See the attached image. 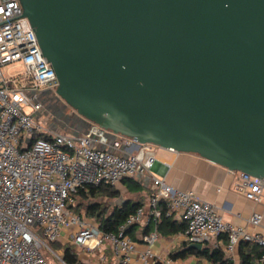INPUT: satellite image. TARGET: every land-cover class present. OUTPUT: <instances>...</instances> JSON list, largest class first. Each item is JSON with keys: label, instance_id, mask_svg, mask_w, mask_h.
<instances>
[{"label": "water", "instance_id": "95a60500", "mask_svg": "<svg viewBox=\"0 0 264 264\" xmlns=\"http://www.w3.org/2000/svg\"><path fill=\"white\" fill-rule=\"evenodd\" d=\"M20 3L86 123L264 176V0Z\"/></svg>", "mask_w": 264, "mask_h": 264}, {"label": "built area", "instance_id": "2783aa9c", "mask_svg": "<svg viewBox=\"0 0 264 264\" xmlns=\"http://www.w3.org/2000/svg\"><path fill=\"white\" fill-rule=\"evenodd\" d=\"M17 65L23 68L10 71ZM57 86V74L23 16L20 0H0V264H50L42 248L60 241L65 231L79 248L90 251L108 244L115 264H135L138 242L128 229L151 223L154 228L143 235L146 248L138 254L140 262L148 264L156 256L153 245L160 236L162 200L168 214L186 222L180 232L185 243L221 238L228 256L242 241L264 245L260 232L225 220L213 203L192 190L173 187L156 174L157 148L179 152L173 148L118 134L110 146L126 155L100 149L98 145L109 143L106 129L96 123L80 136L46 127L43 132L49 137H35L42 128L35 116L42 107L41 100L36 102L39 91ZM237 172V189L252 201L264 200V176ZM139 175H149L152 181L148 205L139 206L116 231L105 232L93 219L68 207L80 188L101 183L117 186L124 178ZM262 221L260 212L248 219L254 227ZM257 261L264 264V254Z\"/></svg>", "mask_w": 264, "mask_h": 264}, {"label": "crops", "instance_id": "0c3cea01", "mask_svg": "<svg viewBox=\"0 0 264 264\" xmlns=\"http://www.w3.org/2000/svg\"><path fill=\"white\" fill-rule=\"evenodd\" d=\"M156 152L157 161L154 169L157 175L164 176L166 181L173 187L192 190L200 199L213 203L225 220L245 226L250 232H260L264 236V200L261 202L252 201L237 189L236 185L239 180L237 171H232L214 163L197 153L173 152L162 148H157ZM135 178L143 183V189L140 192L129 191L123 183L121 186L118 184L116 187L123 192L122 196L125 199L135 198L139 194L144 198V205L147 206L153 191L152 181L148 177L141 178L137 176ZM144 190H146V193H144ZM124 191L130 192V194H124ZM254 212L263 214L262 224L257 227L248 222L249 217ZM149 224H136L133 234H130L138 242L137 251L134 254L135 264H142L138 259V254L146 248L143 235L145 234V226ZM67 235L68 233L65 231L60 241L63 243L72 242L68 240ZM184 243L180 232L172 235L160 233L158 240L153 245L156 256L150 259L148 264H213L210 260L199 258L196 255L173 258L171 253L182 248ZM214 245L222 246L221 238H213L203 244V246ZM77 251L86 264L116 263L114 254L108 244L90 251L78 247ZM229 257L234 260L235 264H239V247Z\"/></svg>", "mask_w": 264, "mask_h": 264}, {"label": "trees", "instance_id": "16d2710c", "mask_svg": "<svg viewBox=\"0 0 264 264\" xmlns=\"http://www.w3.org/2000/svg\"><path fill=\"white\" fill-rule=\"evenodd\" d=\"M35 137H49V135L44 132H39L35 133ZM122 182L127 186L129 191L140 192L143 189V183L135 177L124 178ZM121 196L122 191L115 185L101 183L98 186L80 188L74 194L75 202L69 204L68 207L81 213L79 209L82 203L86 202L84 215L96 221L103 231L113 232L139 206L144 205V198L139 194L135 198H126L122 203L114 202ZM159 209L161 210V216L157 223V228L161 234L172 235L185 230V221L167 213L168 207L165 200L159 202ZM135 226L128 229L129 234H133ZM153 228V224L146 225L144 233H148ZM189 245L190 243H184L182 248L171 253V256L173 258H185L190 255H196L199 258L210 260L213 264H235L234 260L219 245L203 246L201 249H196ZM60 246L63 249L62 259L66 264H86L80 258L77 251L78 246L74 243H62ZM238 247L239 264H260L257 259L264 254V245L250 241H242Z\"/></svg>", "mask_w": 264, "mask_h": 264}, {"label": "rangeland", "instance_id": "374dc122", "mask_svg": "<svg viewBox=\"0 0 264 264\" xmlns=\"http://www.w3.org/2000/svg\"><path fill=\"white\" fill-rule=\"evenodd\" d=\"M23 67L21 65L12 66L10 68V71L15 70H21ZM48 92V96L46 97L45 101L41 100V94L42 92ZM42 102V107L36 111L35 116L36 119L39 121V123L42 125V128H38V132H43L44 128H48L52 132H59V133H71L75 136H80L83 133H89L90 129L94 126V123L89 121L86 123L85 118L79 115L73 108H71L69 105H67L65 102L62 103L59 101H63L57 93L56 90L49 89V88H43L39 91V99L36 100V102L40 101ZM52 101H57L58 105H54ZM28 111H31L30 108H27ZM51 114V115H49ZM105 134L108 137V143L106 144H100L98 147L100 149H108L110 151H113L117 154H124L118 150H115L110 145L113 144V142L118 139L119 135L115 134L111 130L106 129ZM92 137L98 138V135L96 133L92 134ZM126 155V154H124ZM141 178L148 177L150 180L149 175H139ZM123 182H120L119 185L121 186ZM130 194L128 191H124V194ZM144 193H146V190H144ZM123 195V192H122ZM125 197L121 196L116 201V203H122L124 201ZM109 201V200H108ZM85 204L86 202L82 203L80 207L81 213H79L77 210L76 213H79L81 215H84L85 213ZM108 204V202H107ZM75 210V209H74ZM94 221V220H93ZM96 223V221H94ZM43 237V235H42ZM63 242L56 241L49 243L48 246L42 248V252L45 255L46 259L49 261L50 264H66L62 259V252L63 249L60 246ZM69 243V242H67ZM72 243V242H70ZM75 248H77L75 246Z\"/></svg>", "mask_w": 264, "mask_h": 264}, {"label": "flooded vegetation", "instance_id": "af4514ba", "mask_svg": "<svg viewBox=\"0 0 264 264\" xmlns=\"http://www.w3.org/2000/svg\"><path fill=\"white\" fill-rule=\"evenodd\" d=\"M41 95H42V96H41V100H42V101H45V100H46V97L48 96V92H47V91L42 92ZM59 101L62 103V105H64V104H63L64 101H61V100H59ZM52 103H53L54 105H58V104H57V101H52Z\"/></svg>", "mask_w": 264, "mask_h": 264}]
</instances>
